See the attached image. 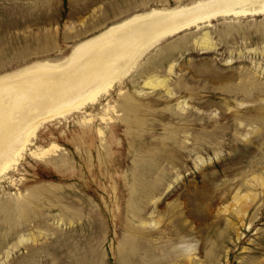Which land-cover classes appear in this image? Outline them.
Segmentation results:
<instances>
[{
  "label": "rangeland",
  "instance_id": "obj_1",
  "mask_svg": "<svg viewBox=\"0 0 264 264\" xmlns=\"http://www.w3.org/2000/svg\"><path fill=\"white\" fill-rule=\"evenodd\" d=\"M203 1L0 0V79ZM263 5L163 37L38 128L0 176V264H264Z\"/></svg>",
  "mask_w": 264,
  "mask_h": 264
},
{
  "label": "bare ground",
  "instance_id": "obj_2",
  "mask_svg": "<svg viewBox=\"0 0 264 264\" xmlns=\"http://www.w3.org/2000/svg\"><path fill=\"white\" fill-rule=\"evenodd\" d=\"M252 1L208 0L188 8L137 15L79 44L68 63H38L0 79V176L19 162L30 138L46 121L95 102L163 37L211 17L239 14L235 7H244V13L258 12V8H245Z\"/></svg>",
  "mask_w": 264,
  "mask_h": 264
},
{
  "label": "clouds",
  "instance_id": "obj_3",
  "mask_svg": "<svg viewBox=\"0 0 264 264\" xmlns=\"http://www.w3.org/2000/svg\"><path fill=\"white\" fill-rule=\"evenodd\" d=\"M196 247H197L196 241L190 238H185L180 243L175 245L174 251L177 253V255L181 257H187L195 252Z\"/></svg>",
  "mask_w": 264,
  "mask_h": 264
}]
</instances>
